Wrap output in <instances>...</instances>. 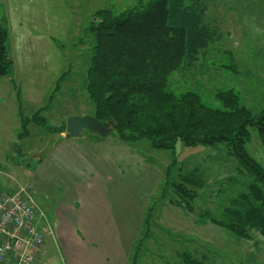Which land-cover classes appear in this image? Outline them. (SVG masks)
Here are the masks:
<instances>
[{"label":"rangeland","instance_id":"obj_1","mask_svg":"<svg viewBox=\"0 0 264 264\" xmlns=\"http://www.w3.org/2000/svg\"><path fill=\"white\" fill-rule=\"evenodd\" d=\"M141 1L148 0H0L14 61L11 74L0 77V195L13 194L18 184L37 185L36 199L54 233L40 264H264V239L257 232L241 239L211 221L224 218L252 181L224 144L179 140L174 149H157L148 139L120 141L116 129L106 137L85 130L75 138L82 145L79 156L56 130L70 117L94 114L87 74L96 13L120 14ZM211 6L223 23L227 54L209 50L193 71L171 75L169 89L194 91L216 109H224L218 91L233 90L240 106L262 115L264 0ZM250 133L246 150L264 169V141L256 126ZM64 152L74 153L83 169L69 161L54 164ZM188 173L199 182L192 212L173 204L179 202L173 184ZM86 215L106 226L91 228L94 239L83 241L79 226ZM111 222L120 243L105 229Z\"/></svg>","mask_w":264,"mask_h":264},{"label":"trees","instance_id":"obj_2","mask_svg":"<svg viewBox=\"0 0 264 264\" xmlns=\"http://www.w3.org/2000/svg\"><path fill=\"white\" fill-rule=\"evenodd\" d=\"M209 7L207 0H148L120 14L97 12L87 74L92 116L100 122L112 119L122 141L148 139L157 149H174L179 140L188 146L224 144L252 181L224 210V218L211 221L241 239H252L253 232L264 239V169L246 150L251 126L264 141V113L257 116L240 106L233 90L218 91L224 109H216L194 91L176 94L169 89L171 75L185 68L193 71L201 55L222 49H213L223 35L206 20ZM13 65L10 33L0 19V77L10 75ZM56 130L66 132V122ZM193 176L182 175V182L173 184L179 201L173 204L189 212L195 210L194 187H199Z\"/></svg>","mask_w":264,"mask_h":264},{"label":"built area","instance_id":"obj_3","mask_svg":"<svg viewBox=\"0 0 264 264\" xmlns=\"http://www.w3.org/2000/svg\"><path fill=\"white\" fill-rule=\"evenodd\" d=\"M33 183L0 195V264H35L53 228Z\"/></svg>","mask_w":264,"mask_h":264},{"label":"crops","instance_id":"obj_4","mask_svg":"<svg viewBox=\"0 0 264 264\" xmlns=\"http://www.w3.org/2000/svg\"><path fill=\"white\" fill-rule=\"evenodd\" d=\"M207 1H208V4H209L210 7H209V11L206 14V20H208L210 23L215 24L216 27L220 30V32L223 35L222 41L220 43H217V44H214L213 45V49H215L216 47H219V46L222 45V43L224 41L225 35H224V31H223L224 30L223 29V23L221 22L220 17H218L216 15V12H215L216 9H214L211 6V5H216L218 0H215L214 2L213 1H210V0H207ZM226 52H228V51L225 50L224 47H222V49H220V53L224 54ZM60 136H61L62 139H65L64 141H66V143H65L66 145H68V146L70 145L69 146V149L71 150V148H72L71 151H74V152L78 153V151L76 149H79V147H81L82 145L81 144H78L77 140L75 139L76 137H72L71 138V137L67 136V133L66 132H60ZM119 140L122 141L121 139H119ZM99 141H102V140H96L93 143H100ZM67 155H68V157H67ZM78 155L80 156L81 154L78 153ZM92 155L95 157V160L101 159V157L100 158H97L95 156L96 154H93L92 153ZM76 157L77 156H75L74 153L72 154V153L64 152V154H62V153L61 154H58V157L57 158H54L53 159V162L55 164L56 162H60V161H63V162L69 161L70 163H72L74 165L75 164L77 165L78 163H77ZM87 159L88 160H90V159L91 160H94L92 158V156H90V155L87 157ZM76 165L74 166L75 167V170L78 171V170L83 169V166H81L80 164H78V166H76ZM78 176H80V175H78ZM30 183H33V182H30ZM33 184L36 185L35 183H33ZM16 189H17V187H16ZM36 189H37V185H36ZM86 211L90 212L91 210L90 209H87ZM47 217L49 219L48 214H47ZM92 218H94V217L92 216ZM49 222L51 223L50 219H49ZM105 226H106V223L105 222L94 221L93 219L89 218L86 215L85 218H84V220H83V222L80 223V226H79V228L81 229L82 234L84 236V240L83 241H87V240L94 239L92 233L89 231L91 228L100 230V229H103ZM105 229H108L109 230L108 231V234H110L111 241H115V242L120 243V236H119L118 231H117V224L115 225L113 222L108 223V226ZM53 235H54V233H53ZM42 256H43V253H42L41 257L38 259V261L35 264H40V261H41Z\"/></svg>","mask_w":264,"mask_h":264},{"label":"water","instance_id":"obj_5","mask_svg":"<svg viewBox=\"0 0 264 264\" xmlns=\"http://www.w3.org/2000/svg\"><path fill=\"white\" fill-rule=\"evenodd\" d=\"M117 125L112 119L100 122L93 116L70 117L66 122V132L72 137H81L85 130L100 137L108 136Z\"/></svg>","mask_w":264,"mask_h":264}]
</instances>
